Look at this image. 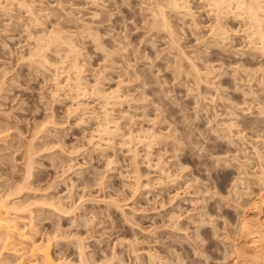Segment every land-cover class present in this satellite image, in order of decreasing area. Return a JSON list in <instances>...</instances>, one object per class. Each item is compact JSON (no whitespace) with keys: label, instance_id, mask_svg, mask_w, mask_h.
Listing matches in <instances>:
<instances>
[{"label":"rangeland","instance_id":"rangeland-1","mask_svg":"<svg viewBox=\"0 0 264 264\" xmlns=\"http://www.w3.org/2000/svg\"><path fill=\"white\" fill-rule=\"evenodd\" d=\"M155 1L0 0V195L27 185L11 215L31 240L56 235L60 264H230L245 194L264 186V53L246 16L221 11L217 36L212 1L185 0L165 9L175 42Z\"/></svg>","mask_w":264,"mask_h":264},{"label":"bare ground","instance_id":"bare-ground-1","mask_svg":"<svg viewBox=\"0 0 264 264\" xmlns=\"http://www.w3.org/2000/svg\"><path fill=\"white\" fill-rule=\"evenodd\" d=\"M181 1V2H180ZM212 1V5L213 7L215 8V16H214V19L215 20V25L214 28L211 27L212 29H215V31L217 32V36L219 34H222L224 35V32H226L225 30H223L220 26V21L222 19H219L220 16H222L224 12V10H230V8H232L234 11V13L237 15H240L242 16L243 14V18L244 16H246L250 26V28L252 27L251 30H249V36L253 35V38L256 40L255 42H251L252 44H256L257 46H254V49L256 50V48L258 49L257 51H261L264 53V28L262 27V18L264 17L263 14H264V6L263 4L261 3V0H211ZM156 2V1H155ZM185 2V0H179V2L177 0H160L159 2L157 1L156 2V5L153 6L152 10H151V15L154 17H152V19L154 20V22L152 21L151 24L154 23V26H158V28L161 27V29L166 30L168 34L169 33V36L171 37L172 41H177L176 38L174 37V32L172 31V28H170L169 26V23L167 21V17H166V11L165 9H169V10H174V11H180L179 9L182 7H185L184 5H182L183 3ZM186 4V3H185ZM27 5V4H26ZM187 6V5H186ZM26 7V6H25ZM31 7V6H30ZM29 7V8H30ZM212 7V6H211ZM234 7V8H233ZM166 9V10H167ZM184 9H187V8H184ZM235 9V10H234ZM31 10V9H30ZM29 11V9H28ZM34 11V10H33ZM184 11V10H183ZM186 11V10H185ZM184 11V12H185ZM189 11V9H188ZM230 11V12H232ZM30 12V11H29ZM175 13V12H174ZM219 13H221L219 15ZM226 13V12H225ZM232 13V14H234ZM32 14V13H30ZM187 14H190L189 12ZM192 14V13H191ZM33 15V14H32ZM150 15V16H151ZM263 17H262V16ZM168 16V15H167ZM235 16V15H234ZM222 18V17H220ZM245 18V19H246ZM151 19V20H152ZM150 20V21H151ZM220 20V21H219ZM264 24V22H263ZM87 24H85L86 26ZM153 26V25H152ZM223 27V26H222ZM83 28H86V27H83ZM88 28V27H87ZM160 29V30H161ZM226 29V28H225ZM88 31H90L89 29H87ZM159 30V29H158ZM214 30H212L213 32ZM214 31V32H215ZM165 32V31H164ZM91 33V32H90ZM96 33V32H95ZM219 33V34H218ZM92 34V33H91ZM90 34V35H91ZM97 34V33H96ZM226 35H227V32H226ZM93 37H95L93 40L96 39V41H98V36L96 37L93 33L92 35ZM168 36V35H167ZM168 36V37H169ZM220 36V35H219ZM222 36V35H221ZM40 37V36H39ZM44 37V36H43ZM57 37V36H56ZM60 37V36H59ZM62 38V37H61ZM60 38V39H61ZM252 38V37H251ZM41 39V38H40ZM46 39V38H45ZM51 39V38H50ZM55 39V37H54ZM57 39V38H56ZM170 39V40H171ZM214 39V38H213ZM223 39V38H222ZM220 39V40H222ZM58 40V39H57ZM253 40V39H252ZM38 41V39L36 40ZM40 41V40H39ZM55 41V40H53ZM171 41V42H172ZM178 42V41H177ZM40 43V42H39ZM38 43V44H39ZM174 43V42H173ZM68 46V44H67ZM70 46V45H69ZM73 46V45H72ZM251 47V46H250ZM36 48V47H35ZM43 48V46H42ZM42 48H39L42 50ZM100 48V47H98ZM74 48L70 47L68 49L69 52L73 51ZM35 50V49H34ZM37 50V49H36ZM33 52V50H31ZM75 51V49H74ZM259 51V52H260ZM37 52V51H36ZM35 52V54H36ZM68 52V53H69ZM31 53V52H30ZM74 53V52H73ZM39 54H40V51H39ZM42 54V53H41ZM72 54V53H71ZM78 54V53H77ZM30 55V54H29ZM32 55V53H31ZM30 55V56H31ZM38 55V53H37ZM43 55V54H42ZM40 56V55H39ZM44 58V57H43ZM45 60V59H42V61ZM75 60V58H74ZM39 61V60H38ZM37 61V62H38ZM44 62V61H43ZM77 63V62H76ZM191 65V64H190ZM42 66V65H41ZM75 66V65H74ZM192 67V66H191ZM190 68V67H189ZM195 67H192V69H194ZM179 69V68H178ZM191 69V70H192ZM195 70V69H194ZM180 71V70H179ZM209 71V70H208ZM193 72V71H192ZM195 72V71H194ZM200 72V71H199ZM197 73V71L195 72V74ZM202 73V72H201ZM208 73V72H207ZM197 75V74H196ZM195 75V76H196ZM203 75V74H202ZM195 76H192L195 78ZM198 76V75H197ZM199 77V76H198ZM204 77V75H203ZM79 77L75 78L76 81L74 83L71 82V84L74 85V88L70 87L71 90H73L72 92L73 93H76L77 95H82L84 94V89L82 88V85H81V82L79 81L78 79ZM197 78V77H196ZM195 80V79H194ZM197 80H201V79H197ZM193 81V80H192ZM203 81V80H202ZM194 82V81H193ZM207 82V81H206ZM211 82V81H210ZM196 83V82H195ZM201 83V81H200ZM99 84V83H98ZM198 84V83H197ZM210 84V83H209ZM100 85V84H99ZM72 86V85H71ZM95 86V85H93ZM92 86V87H93ZM95 88V89H93ZM92 89L94 90L93 92V95L97 96L99 94H96V92L98 91H95L96 88L99 89L97 86L96 87H93ZM91 89V91H92ZM100 90V89H99ZM90 91V94H92V92ZM88 92V91H87ZM98 92H101V91H98ZM97 92V93H98ZM81 93V94H80ZM89 93V92H88ZM74 94V96L76 95ZM87 94V93H86ZM85 94V95H86ZM103 94V93H102ZM84 95V96H85ZM115 95V94H114ZM73 96V97H74ZM99 96H103V95H99ZM76 98L80 97V96H75ZM82 97V96H81ZM108 98V97H106ZM105 99V98H104ZM103 100V99H102ZM104 101H107V100H104ZM79 102V101H78ZM109 103V102H108ZM81 104V102H80ZM79 104V106L82 108V106ZM102 104H105L107 105V103H103ZM79 106L77 105V107L79 108ZM85 107V105H84ZM101 108V107H100ZM103 108V107H102ZM105 108V107H104ZM77 110V109H76ZM108 111V110H107ZM105 112V111H103ZM104 114V113H103ZM107 115V114H106ZM105 115V116H106ZM105 121V120H104ZM106 122V121H105ZM229 125V124H228ZM228 128V127H227ZM226 128V130H227ZM104 129V128H102ZM223 129V128H222ZM106 129H104L105 131ZM109 130V129H108ZM108 130H106L108 132ZM225 130V129H223ZM222 130V131H223ZM225 130V131H226ZM221 131V130H219ZM150 132V131H148ZM105 133V132H104ZM110 133V132H108ZM223 133L225 134V132L223 131ZM150 134V133H149ZM222 134V132H221ZM219 134V135H221ZM227 134V133H226ZM225 134V135H226ZM218 135V136H219ZM5 136V135H4ZM132 136V135H131ZM130 136V137H131ZM221 136H224V135H221ZM5 138V137H4ZM134 138V137H133ZM129 140H131L129 137H128ZM135 139V138H134ZM133 140V139H132ZM128 142V141H127ZM130 142V141H129ZM26 143H29V142H26ZM132 143V142H131ZM179 143V142H178ZM177 143V144H178ZM27 145V144H26ZM32 145V144H31ZM100 145V144H99ZM27 147V146H26ZM180 147V146H179ZM31 148V146H30ZM29 148V149H30ZM28 149V148H27ZM29 151V150H28ZM27 152V151H26ZM31 152H29L30 154ZM34 153V152H33ZM28 154V155H29ZM28 157V156H27ZM31 157V156H30ZM135 157V156H134ZM246 157V156H245ZM29 159V158H28ZM31 159V158H30ZM33 161V160H32ZM30 162V161H29ZM27 161L26 165L27 167H25L27 170H30V165H28L29 163ZM31 164V162H30ZM238 164V163H237ZM32 167V166H31ZM242 167V166H241ZM240 168V166H239ZM244 168V167H243ZM182 169V168H181ZM238 169V168H237ZM245 171V169H244ZM27 172V171H26ZM28 173V172H27ZM30 173V172H29ZM138 173V172H137ZM239 173V172H238ZM260 174V173H259ZM169 175V174H168ZM261 175V174H260ZM259 176V175H258ZM257 178V180H259V182H261L260 185H263L264 184V178H262L261 176H259ZM30 177V176H29ZM28 178V177H27ZM236 179V178H235ZM27 180V179H26ZM237 180V179H236ZM240 180H242L240 178ZM238 179V181H240ZM24 181H25V178H24ZM26 182V181H25ZM263 182V183H262ZM27 183V182H26ZM238 183V182H237ZM241 183V181L239 182ZM198 184V183H197ZM233 184V183H232ZM23 185V184H22ZM236 185V184H235ZM238 185V184H237ZM27 186L25 183H24V186H20V187H17L15 190H17L16 192H13L11 191V189L9 190L10 192H5L3 194L0 195V264H60L59 263V260H56L53 258L51 252L50 251V248L48 247L49 243L55 241V237L56 235H46V237H43L44 239L43 240H40V241H37V240H31L32 238H30L31 234L28 235L27 232H25V230H23L22 228L24 227H18L17 225V222H16V219L14 217V215L12 216L11 214H20L22 211H24L26 209V207H28L27 205L29 204H24L23 201L22 202H14V201H11L10 197L13 195L15 196V194L19 193L20 191H22V189ZM205 188V186H203ZM260 187V186H259ZM263 188L259 189L260 191L249 196L250 194L246 193L247 192V189L244 190L246 192L245 194V197L248 198L247 201V207L246 208H239V209H242V212L240 214V210L238 211V216H237V233H238V236L236 235V238H234L231 242V246L234 248V257H232V261H230L229 263L230 264H264V186H262ZM27 188V187H26ZM247 188V187H246ZM25 189V188H24ZM13 190V189H12ZM27 190V189H26ZM203 192V191H202ZM24 193V192H23ZM193 193V192H192ZM237 193V191H236ZM242 193V192H241ZM241 193H237V194H240L242 195ZM16 194V195H17ZM207 194V193H206ZM19 195V194H18ZM247 195V196H246ZM196 196V195H195ZM244 196V194H243ZM17 197V196H16ZM197 197V196H196ZM11 198H15V197H11ZM43 198V197H42ZM204 198V197H203ZM28 200V199H27ZM55 201L52 200L51 198V201L48 203V201H46V204L53 208L54 210L60 212V211H64L65 213H67L66 211H68V209H66L57 199H55ZM37 201V200H36ZM40 201V200H39ZM53 201V202H52ZM27 202V201H26ZM115 202V201H114ZM45 204V202H42ZM203 203V202H202ZM31 204V203H30ZM29 204V205H30ZM33 204V203H32ZM76 204V203H75ZM74 204V205H75ZM34 205V204H33ZM40 205V204H39ZM43 205V204H42ZM72 205V204H71ZM38 206V205H36ZM235 206H237V204H235ZM243 206V205H242ZM245 206V205H244ZM200 207V206H199ZM238 207V206H237ZM241 207V205L239 206ZM200 209V208H199ZM27 210V209H26ZM50 210V209H49ZM21 211V212H20ZM30 211V210H29ZM20 212V213H19ZM31 212V211H30ZM63 212V213H64ZM62 213V214H63ZM58 214V213H57ZM204 214V213H203ZM182 215V214H181ZM19 216V215H18ZM174 217L173 216V220H174ZM207 217V216H206ZM212 217V216H211ZM221 217V216H220ZM178 218V217H177ZM203 218V217H201ZM180 219V218H179ZM178 219V220H179ZM172 220V221H173ZM176 220V218H175ZM174 220V221H175ZM204 220H208V219H204ZM225 221V220H224ZM178 222V221H177ZM204 222V221H203ZM210 222V220H209ZM180 223V222H179ZM191 223V222H190ZM212 223V222H211ZM169 224V223H168ZM173 225H174V222H173ZM199 225V224H198ZM177 226V225H176ZM203 226V225H202ZM57 227V226H56ZM226 227H227V224H226ZM229 227V226H228ZM184 228L183 224H179V227H178V230L181 232L182 229ZM186 228V227H185ZM210 228V227H209ZM226 229V228H225ZM23 230V231H22ZM57 230V229H56ZM188 230V229H187ZM228 230V229H227ZM233 230V229H232ZM235 230V229H234ZM209 231V230H208ZM179 232V233H180ZM185 232V231H184ZM194 232V231H193ZM225 233V232H224ZM181 234V233H180ZM228 234V233H226ZM235 234V233H234ZM222 235V234H221ZM225 235V234H224ZM30 236V237H29ZM228 236V235H227ZM180 237H182V235H180ZM187 237V235H186ZM232 237V236H231ZM235 237V236H234ZM190 238V236H189ZM201 238V237H200ZM42 239V238H41ZM232 238H230L231 240ZM229 240V241H230ZM79 241V240H78ZM191 241V239H190ZM193 241V240H192ZM223 241V240H222ZM203 242V241H202ZM28 243V244H27ZM80 243V242H78ZM82 243V241H81ZM192 243V242H191ZM27 244V245H26ZM228 244V243H227ZM25 245V246H24ZM47 245V246H46ZM182 245V244H181ZM230 247V246H229ZM77 248H78V255L80 254V259H81V256L84 254L83 253V248L82 246H78L77 245ZM200 248V247H199ZM182 249V248H181ZM217 249V248H216ZM194 250V249H193ZM197 250V249H196ZM195 250V251H196ZM224 250V249H223ZM230 250V249H229ZM233 250L231 252H233ZM201 252V251H200ZM5 253L9 254L5 256ZM83 253V254H82ZM148 253V252H147ZM225 253V252H224ZM82 254V255H81ZM233 254V253H232ZM164 255V254H163ZM225 255V254H224ZM223 255V256H224ZM230 254H228V257H229ZM150 258H151V255H149ZM165 256V255H164ZM148 257V256H147ZM156 257V256H155ZM225 257V256H224ZM84 257L82 256V260L80 262H85L83 259ZM154 258V257H153ZM158 258V257H157ZM179 259V263L182 264V258L179 256L178 257ZM79 259V260H80ZM156 259V258H155ZM170 259V258H169ZM152 260V259H151ZM162 260V258L160 259ZM175 260V259H174ZM217 260V259H216ZM62 261V260H61ZM60 261V262H61ZM177 263V264H179ZM85 264V263H84ZM149 264V263H147ZM228 264V263H227Z\"/></svg>","mask_w":264,"mask_h":264}]
</instances>
